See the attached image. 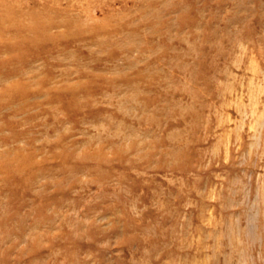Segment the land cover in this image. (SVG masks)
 <instances>
[{
  "label": "rangeland",
  "instance_id": "1",
  "mask_svg": "<svg viewBox=\"0 0 264 264\" xmlns=\"http://www.w3.org/2000/svg\"><path fill=\"white\" fill-rule=\"evenodd\" d=\"M0 264H264V0H0Z\"/></svg>",
  "mask_w": 264,
  "mask_h": 264
}]
</instances>
